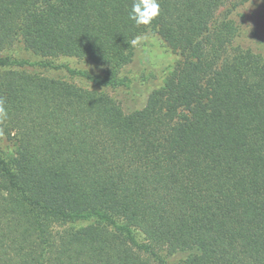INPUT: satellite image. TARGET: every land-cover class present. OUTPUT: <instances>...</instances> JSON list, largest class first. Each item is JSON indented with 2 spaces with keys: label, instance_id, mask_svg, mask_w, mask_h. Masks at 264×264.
I'll return each instance as SVG.
<instances>
[{
  "label": "trees",
  "instance_id": "1",
  "mask_svg": "<svg viewBox=\"0 0 264 264\" xmlns=\"http://www.w3.org/2000/svg\"><path fill=\"white\" fill-rule=\"evenodd\" d=\"M247 1L158 0L137 25L133 0H0V264H264V60L231 16ZM142 35L180 59L131 112L2 55L86 58L116 87Z\"/></svg>",
  "mask_w": 264,
  "mask_h": 264
},
{
  "label": "rangeland",
  "instance_id": "2",
  "mask_svg": "<svg viewBox=\"0 0 264 264\" xmlns=\"http://www.w3.org/2000/svg\"><path fill=\"white\" fill-rule=\"evenodd\" d=\"M229 2L218 11L230 7ZM239 31L237 42L250 48L264 60V0H248L232 11ZM147 39L136 44V55L133 61L122 68L120 77L124 85L111 87L94 83L92 79L102 76L106 67L96 64L86 58L74 56L43 57L27 49L21 42H15L7 47L2 55L9 60L23 61L21 70L29 74L67 81L80 88L107 94L115 100L125 112L140 109L153 88L162 83L164 73L162 67L180 59L177 52L171 50L163 40L156 35H147ZM12 144L0 140L2 154L10 153ZM86 221L68 223L69 227L78 228L86 225ZM142 241L141 236H137Z\"/></svg>",
  "mask_w": 264,
  "mask_h": 264
},
{
  "label": "clouds",
  "instance_id": "3",
  "mask_svg": "<svg viewBox=\"0 0 264 264\" xmlns=\"http://www.w3.org/2000/svg\"><path fill=\"white\" fill-rule=\"evenodd\" d=\"M160 13V5L158 0H133L129 19L137 25H150L154 18ZM147 39L146 36H138L132 40V44L136 45L141 40ZM0 114H3V109L0 108Z\"/></svg>",
  "mask_w": 264,
  "mask_h": 264
}]
</instances>
